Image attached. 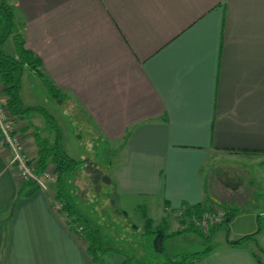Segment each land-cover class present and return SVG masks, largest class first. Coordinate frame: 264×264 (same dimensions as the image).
Wrapping results in <instances>:
<instances>
[{"label":"crops","instance_id":"obj_1","mask_svg":"<svg viewBox=\"0 0 264 264\" xmlns=\"http://www.w3.org/2000/svg\"><path fill=\"white\" fill-rule=\"evenodd\" d=\"M8 1L61 103L114 146L108 171L120 198L166 210L222 202L207 184L218 153L264 155V0ZM31 82L49 96L26 68L22 106L43 107ZM36 114L14 118L25 121L15 126L33 160ZM10 159L0 143V264H96L58 211L51 183L27 186L14 203L22 180ZM256 215L195 264H264L248 244L261 230L242 245L227 242L254 232Z\"/></svg>","mask_w":264,"mask_h":264},{"label":"rangeland","instance_id":"obj_2","mask_svg":"<svg viewBox=\"0 0 264 264\" xmlns=\"http://www.w3.org/2000/svg\"><path fill=\"white\" fill-rule=\"evenodd\" d=\"M15 22L18 21L15 20ZM17 26L19 29L18 24ZM10 45L8 39L3 48L8 50ZM32 83L35 82L28 84L32 89L30 95H33L36 103L42 104L54 116L65 151L80 160L73 172L64 178L66 189L70 191L78 211L101 231L105 245L117 247L124 255L131 256L132 264L164 261L165 257L153 250V236L143 233L142 207L136 204L137 202L143 203V200H136V203L125 201L114 191L108 171L114 146L108 140L98 136L96 128L90 125L81 113L72 109L71 106L69 108L67 103L59 102L58 104L55 99L51 100L50 96H41L38 91L34 90ZM24 90L27 93V88ZM0 98L5 101L6 97L1 93ZM18 117H12L13 124H24L25 121L21 123L14 121V118ZM35 121L37 126L35 131L37 129L41 137L43 136L42 138H51L55 135L54 130L43 116L36 114ZM15 131L25 142L16 126ZM246 154L219 152L218 163L210 167L207 180V184L212 186L210 190H213V193L216 191L217 196L221 197L222 200H219L227 199L230 203L234 198L237 200L233 202L237 211L229 222L231 226L228 228L222 226L217 229L207 243H203L201 236L194 232L186 231L170 235L163 242L166 256L179 259L183 254L203 249L206 244L211 247L220 245L225 238L235 235L243 227H248V222L252 223L256 214H261L262 229L257 235L256 243L249 242L248 244H251L256 255L264 260V166H259V163H263L264 155L251 153V156H247L249 154ZM47 166L46 169L52 171V164L49 163ZM53 182H47L46 188L50 183L54 186ZM239 184L241 186L237 187ZM229 186L230 188H227ZM203 202L207 204L209 199L205 198ZM54 203L56 207L59 206L55 200ZM143 204L146 215L153 219L155 228L165 227L172 231L179 228L181 219L186 222L192 220L191 216L185 214L187 206L184 205L166 210L146 206L147 203ZM252 227L256 229L257 224ZM81 240L84 242L83 239ZM124 255L108 251L101 256L100 264H117L124 258Z\"/></svg>","mask_w":264,"mask_h":264},{"label":"trees","instance_id":"obj_3","mask_svg":"<svg viewBox=\"0 0 264 264\" xmlns=\"http://www.w3.org/2000/svg\"><path fill=\"white\" fill-rule=\"evenodd\" d=\"M14 4L8 0H0V91L6 97L5 103L10 116H21L30 110H37L48 122L49 126L54 130V141L50 142L45 137L36 136L37 156L35 157V169L38 173L45 170L49 163L52 164V173L54 174V200L59 205L58 211L65 216L70 231L85 242L86 252L92 261L100 264L101 256L111 251L115 254H121L122 251L117 247L105 245V241L101 231L94 227L89 219L82 214L75 206L70 191L66 189L64 178L70 175L80 160L69 155L63 148L59 127L54 117L41 106H22V99L19 93L21 86V76L24 69L36 73L43 81L48 95L55 99L58 103L64 99L60 90L46 77H44L40 65V57L24 44L23 36L15 22ZM8 39L11 45L8 50L3 46L7 44ZM33 160V159H32ZM34 180H22L14 203L25 193L27 186L34 185ZM142 207L143 233L152 235L153 250L161 253L165 258L164 261L148 262L142 264H195L202 256H204L212 247L206 244L203 249L183 254L179 259L169 258L164 252V239L170 235L181 232H194L201 236L203 243L209 242L213 233L222 226L229 227V222L233 218L236 207H232L225 202L210 200L209 203L201 201L193 205L185 207V214L191 217H200L203 212L215 213V208L222 210L219 221L205 223L200 227L193 220H180L179 228L175 230H167L165 227H153V219L146 215L144 206ZM9 217L4 218L7 221ZM257 228L254 232L244 234L238 238L227 239L230 245H242L248 239H253L255 234L262 229L261 214L256 215ZM131 256L124 255V258L117 264H132Z\"/></svg>","mask_w":264,"mask_h":264},{"label":"built area","instance_id":"obj_4","mask_svg":"<svg viewBox=\"0 0 264 264\" xmlns=\"http://www.w3.org/2000/svg\"><path fill=\"white\" fill-rule=\"evenodd\" d=\"M1 94V93H0ZM0 143L7 146L11 153L10 162L12 164L16 178L19 180H34L35 184L45 189L47 182L54 181V174L51 170H43L38 173L35 169V161L30 159L24 148V142L19 134L15 131L12 116H10L6 103L0 98ZM220 209V208H219ZM221 210V209H220ZM215 208V213L205 211L200 217H192L196 225L203 227L205 223L220 220L222 210Z\"/></svg>","mask_w":264,"mask_h":264}]
</instances>
